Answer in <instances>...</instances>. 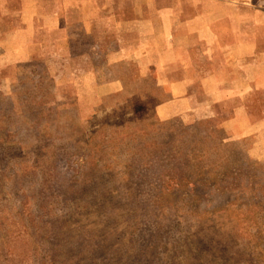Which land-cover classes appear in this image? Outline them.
I'll list each match as a JSON object with an SVG mask.
<instances>
[{"label": "rangeland", "instance_id": "374dc122", "mask_svg": "<svg viewBox=\"0 0 264 264\" xmlns=\"http://www.w3.org/2000/svg\"><path fill=\"white\" fill-rule=\"evenodd\" d=\"M110 71L0 48V264H264V163L227 113L162 120Z\"/></svg>", "mask_w": 264, "mask_h": 264}, {"label": "crops", "instance_id": "0c3cea01", "mask_svg": "<svg viewBox=\"0 0 264 264\" xmlns=\"http://www.w3.org/2000/svg\"><path fill=\"white\" fill-rule=\"evenodd\" d=\"M249 2L0 0V48L95 56L156 99L162 120L225 111L232 141L264 163V0Z\"/></svg>", "mask_w": 264, "mask_h": 264}]
</instances>
